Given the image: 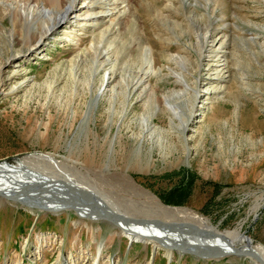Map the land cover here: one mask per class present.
I'll use <instances>...</instances> for the list:
<instances>
[{
    "label": "rangeland",
    "instance_id": "rangeland-1",
    "mask_svg": "<svg viewBox=\"0 0 264 264\" xmlns=\"http://www.w3.org/2000/svg\"><path fill=\"white\" fill-rule=\"evenodd\" d=\"M216 1L176 0L165 7L166 0H134L133 13L122 16L103 45L97 43L103 52L108 38L114 45L111 59H117L118 92L102 94L105 72L93 67L86 51L101 36L86 22L88 0H77L79 15L61 22L43 47L30 53L24 51L36 39L35 29L20 20L14 25L11 0H0V161L56 153L63 172L84 179L94 195L103 189L116 198L133 221L157 219L138 214L150 200L186 208L221 232L240 229L250 235L264 260V0ZM215 38L224 47L212 58ZM148 44L165 76L153 74L137 84ZM18 50L22 53L9 61ZM177 53L186 59L183 68L170 58ZM168 65L185 70L188 83L200 91L193 112L197 122L191 129L187 122L181 141L171 116L156 107L155 98L173 89L182 111L192 101L191 90L177 82ZM144 114L152 120L148 128ZM87 142L94 161L87 156ZM76 213L32 212L0 200V264H254L238 255L199 258L173 249L169 256L164 247L155 248L154 255L153 242ZM242 240L230 243L247 245Z\"/></svg>",
    "mask_w": 264,
    "mask_h": 264
},
{
    "label": "bare ground",
    "instance_id": "bare-ground-1",
    "mask_svg": "<svg viewBox=\"0 0 264 264\" xmlns=\"http://www.w3.org/2000/svg\"><path fill=\"white\" fill-rule=\"evenodd\" d=\"M76 1L77 0H11V4L9 3V7L10 13H12L13 16V24L15 23L14 25H16V22L18 20L24 21L31 25V27L35 29V33H37L34 42H32V44L30 42V45L28 43L27 45L29 46L24 52L30 53V51H33L34 49L43 47V42L55 34V31L59 28L58 26L61 22H65V20H67L68 18H74V16L71 17V15L78 16L79 12L76 11L75 8ZM88 1L89 3L85 4L84 6V12L89 16V19L86 22H89L91 24V28L94 29L93 35L98 36L99 33L101 34V36L99 40H93L91 47H87L86 51H88L90 58H93L92 62H94V64L91 62L94 65L93 67H95L98 71L99 67L102 66V69L105 72L102 79V87H104L102 94L107 92L108 89L111 92L117 93L118 89L113 84L116 79L114 77V63L117 59L115 60L114 56L112 57L113 59H111L110 55L113 44L111 41H108V38H106L107 40L105 45H107L105 49L103 46V52L100 51V46L101 44L103 45L102 38H105L108 32L111 33L115 31L114 28H116V26L120 24L119 21L121 20L122 16L126 14V12L129 13L133 10V8L135 7L134 0ZM216 2L217 1L215 0V3ZM175 4H177L176 0H166L165 7L168 5L175 6ZM190 8H193L195 11L197 10V8H194L192 5H190ZM161 10L163 11V9ZM133 11L131 12V14L133 13ZM129 17L126 15V18H123L122 21L125 22L129 20ZM99 42L101 44L97 45V43ZM223 44L224 43L215 38L213 45H211L209 49V57L213 58L216 55L215 51L224 47ZM215 46H217V48ZM91 49L93 50L90 51ZM84 52L85 50L79 52L80 57H83L82 55H85ZM21 53L22 52H19L18 50L17 52H15V54L11 55L8 58L9 61L15 60V58ZM102 53L104 57L108 56L107 59L105 58L106 60H102L103 58H101L100 56ZM112 53L113 48L111 54ZM142 55L144 56V58L141 59V67L139 68L140 72L138 73L139 75L137 76L136 83L139 84L145 82L144 80L146 78L148 79L149 77H152L153 74H156L160 78H163L165 75H162V73H158V69L156 67L157 61L154 55L153 44H148L145 47ZM219 57L221 56L219 55ZM170 58L180 60L182 68L186 66L184 63L186 59L184 60V57H181L180 54L176 56L171 55ZM107 60L110 63L108 62L109 66L105 69ZM167 68L168 70H170V72L171 70L176 72L178 83L186 86L185 88L191 90L189 92L191 93L192 101L187 103V109L184 111H182L178 103H176L177 101L173 99L174 94H179V91L175 89H173L172 91L170 90L168 93H164L161 96H157L155 98L157 109L166 111L168 115L171 116L170 119L173 122L172 124L178 127L179 134L177 138L181 141L182 139H184L182 137L186 132L185 126L192 116L191 114L196 111L195 108L198 103L200 91H198V89L195 87L193 88L188 83L187 73H185V70L177 72V70H175L174 67L172 68L171 65H168ZM159 71L162 72V69H160ZM154 91L155 89L151 88L150 92L154 93ZM91 113L92 106H90L89 108L88 115L90 116ZM142 116V120L147 123L146 128H148V122H151L152 120L145 116V114ZM176 117L179 118L178 123L175 120ZM151 124L152 122L149 125ZM113 140L114 138L110 141V144H113L112 147L115 148V141ZM188 141L184 140L182 142L187 143ZM85 148L88 150L87 156L91 158V161H94L95 154L93 156H90L89 151H91V148H89L88 142L85 145ZM72 157L73 155L67 156V158ZM1 163L0 200H2L3 202L12 200L4 198L5 196L17 199L18 201L20 200V203L24 207H27V209L32 210V212L35 210V208L44 209L48 212L51 211L54 213H59L62 210L70 209L76 211L79 215H81L82 218L90 219L91 221H96L97 219H99L98 217H106V215L109 217L121 216V218H125L127 216L131 219V217L129 216L130 213L128 211L127 213H125V210L121 205L115 204L113 202L116 198L113 199L109 198V195L106 196L103 189H98L101 196H99L98 194L94 195L89 191V185H84L81 182L84 179H76L74 175L63 172L62 166L64 165L60 162V159L57 158L56 153H33L24 155L9 164L5 162H3L2 164ZM147 202L148 208H145L142 204L141 207L145 209L138 210V214H153L157 217V219H143L141 220L142 223H137L131 219V221L136 223V225L129 224V221H126L125 224L119 222H117L119 224H114L111 222L112 226H120L118 227L121 231H119L120 233H122L123 235L125 234L128 237H133L135 238V240L137 237V240L140 242H142V240L147 241L148 243L153 242L155 248H166L169 256H173V252H171V250L173 251V249L185 254H193L199 258L218 259L219 257H216V255L220 257L235 256L237 255V248L241 247V245H234V243H230V240H233V238L237 237L242 238V241L246 242V234L243 235V233L240 232V229L221 232L216 227L210 226L208 224V221H206V217L200 216L193 211H189L188 209L186 210V208H164L158 200H150V202ZM82 205H85L90 209L86 207H80ZM255 205L256 206L253 209L258 206L257 203ZM206 234H208L209 236H206ZM243 246H245L243 250L247 251L248 253L253 252L254 250L260 256V251H258L252 245ZM250 248L253 250H250ZM212 253L218 254L212 255ZM100 257L101 254L97 257L98 261L101 259ZM67 262L68 264H73L70 261ZM260 262L264 264V260L261 257Z\"/></svg>",
    "mask_w": 264,
    "mask_h": 264
},
{
    "label": "water",
    "instance_id": "water-1",
    "mask_svg": "<svg viewBox=\"0 0 264 264\" xmlns=\"http://www.w3.org/2000/svg\"><path fill=\"white\" fill-rule=\"evenodd\" d=\"M197 112V111H196ZM193 116L191 117V119L189 120V122H188V129H191L190 128V126L191 125H193L195 122H197V117L199 116V114L198 113H193L192 114ZM4 161H6V160H4ZM2 163H3V161H1ZM4 198H7L8 200L10 199H12L11 201H14L15 203H17V204H19L20 203V200L18 201L17 199H13V198H11V197H7V196H5ZM21 204V203H20ZM80 207H86L85 205H82V206H80ZM86 208H88V209H90L89 207H86ZM81 209V208H80ZM92 210V209H91ZM77 214V213H76ZM78 216H79V214H78ZM99 219H97L99 222H102V221H107L106 223L108 224L109 223V225H110V227H112L113 228V226H112V224H111V222L112 223H114V224H119V223H126V221H129L130 223L129 224H135L136 225V223H134V222H132L131 221V219L129 218V217H125V218H121V216H117V217H114V216H107L106 215V217L104 216H101V217H98ZM117 222H119V223H117ZM121 225V224H120ZM117 227H120V226H117ZM116 227V228H117ZM115 228V227H114ZM127 230V229H126ZM157 230H159V229H157ZM243 235H245L244 233H243ZM126 237V236H125ZM245 240H246V242H247V245L249 246V245H252V243H253V238L250 236V235H246L245 236ZM130 242H133V240L132 239H130ZM143 242V241H142ZM242 245V244H241ZM243 248H245V246H243L242 245V247H239V248H237L238 250H237V252H236V254L239 256V257H246V258H250L251 259V261L254 263V264H262L261 262H260V256L258 255V253L256 252V251H254L253 249H251L250 248V250H253V252H247V251H245V250H243ZM248 248V247H247ZM156 252V250H155V247L153 248V253H154V255L156 254L155 253ZM251 253V254H250ZM190 254V253H189ZM262 261V260H261Z\"/></svg>",
    "mask_w": 264,
    "mask_h": 264
}]
</instances>
